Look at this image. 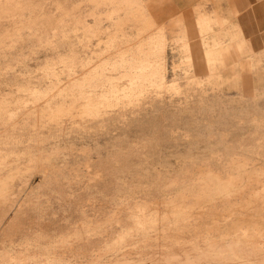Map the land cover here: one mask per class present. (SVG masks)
<instances>
[{
    "label": "rangeland",
    "instance_id": "obj_1",
    "mask_svg": "<svg viewBox=\"0 0 264 264\" xmlns=\"http://www.w3.org/2000/svg\"><path fill=\"white\" fill-rule=\"evenodd\" d=\"M218 2L0 0V264H264V49Z\"/></svg>",
    "mask_w": 264,
    "mask_h": 264
},
{
    "label": "crops",
    "instance_id": "obj_2",
    "mask_svg": "<svg viewBox=\"0 0 264 264\" xmlns=\"http://www.w3.org/2000/svg\"><path fill=\"white\" fill-rule=\"evenodd\" d=\"M226 17L215 9L204 14H215L232 26L239 38L252 50L264 49V0H219Z\"/></svg>",
    "mask_w": 264,
    "mask_h": 264
},
{
    "label": "bare ground",
    "instance_id": "obj_3",
    "mask_svg": "<svg viewBox=\"0 0 264 264\" xmlns=\"http://www.w3.org/2000/svg\"><path fill=\"white\" fill-rule=\"evenodd\" d=\"M9 4V3H8ZM10 8V7H9ZM8 212V211H7ZM31 221V220H30ZM10 223V222H9ZM3 224V223H2ZM25 228V227H24ZM45 228V227H44ZM18 230H19V228H18ZM47 230V229H46ZM13 231V230H12ZM16 233V232H15ZM26 233V232H25ZM24 234V233H23ZM16 236V235H15ZM14 237V236H13ZM18 237V236H17ZM15 238V237H14Z\"/></svg>",
    "mask_w": 264,
    "mask_h": 264
}]
</instances>
